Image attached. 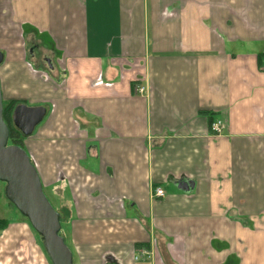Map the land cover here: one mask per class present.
<instances>
[{
  "label": "crops",
  "instance_id": "1",
  "mask_svg": "<svg viewBox=\"0 0 264 264\" xmlns=\"http://www.w3.org/2000/svg\"><path fill=\"white\" fill-rule=\"evenodd\" d=\"M0 52L74 264H264V0H0ZM5 187L0 264H52Z\"/></svg>",
  "mask_w": 264,
  "mask_h": 264
},
{
  "label": "water",
  "instance_id": "2",
  "mask_svg": "<svg viewBox=\"0 0 264 264\" xmlns=\"http://www.w3.org/2000/svg\"><path fill=\"white\" fill-rule=\"evenodd\" d=\"M3 55L0 52V64ZM4 103L0 83V180L6 184L7 199L25 216L41 238L52 264H74L73 253L61 235L63 215L55 209L46 194L37 167L27 151L10 144V127L4 121ZM47 114L45 106L16 105L12 124L28 137ZM188 190V183L179 186Z\"/></svg>",
  "mask_w": 264,
  "mask_h": 264
},
{
  "label": "trees",
  "instance_id": "3",
  "mask_svg": "<svg viewBox=\"0 0 264 264\" xmlns=\"http://www.w3.org/2000/svg\"><path fill=\"white\" fill-rule=\"evenodd\" d=\"M19 101H9V102H4V121L9 125L11 133H10V144H16L21 146L22 148L24 147V136L20 134V132L13 126L12 124V112L16 105L18 104ZM29 221V220H28ZM8 224V221L1 219L0 220V229L4 228ZM61 235L62 234V229H61Z\"/></svg>",
  "mask_w": 264,
  "mask_h": 264
},
{
  "label": "rangeland",
  "instance_id": "4",
  "mask_svg": "<svg viewBox=\"0 0 264 264\" xmlns=\"http://www.w3.org/2000/svg\"><path fill=\"white\" fill-rule=\"evenodd\" d=\"M20 103H23V102H21L20 101ZM29 104V103H28ZM19 105V104H18ZM26 137H24V139H25ZM24 148V147H23ZM1 181V180H0ZM0 183H3V185H6L4 182H0ZM46 192V193H45ZM44 193L47 195V197H48V199L50 200V202L52 201L53 202V200H52V198H51V196L49 195V191L47 190V191H44ZM6 196V195H5ZM10 203V205H13L11 202H9ZM54 203V202H53ZM14 206V205H13ZM13 206H11L12 207V209H17V208H14ZM15 211V210H14ZM17 211V215H20V212L18 211V210H16ZM25 217V216H24ZM27 219V218H26ZM28 220V219H27ZM30 223V222H29ZM30 225V227L29 226H27V227H25V228H27V230H29L30 231V234L32 235V237H34V234L35 235H37V237H38V243H39V245H40V247H42V248H44V246H43V243H42V241H41V238H40V236L38 235V233L35 231V229L32 227V225L31 224H29ZM63 225H64V229H65V231H64V233H65V235L68 237V224L67 223H64V222H62V227H63ZM63 229V228H62ZM62 234H63V232H62ZM28 237V236H27ZM27 237H24V238H26L25 239V243H22V241H21V243H22V247H24V254H25V256L26 257H29V255H30V252H31V250H30V246L31 245H35L36 246V243L34 242V240H32L31 241V237L29 238H27ZM67 240H68V238H67ZM38 245V244H37ZM44 251H45V249H44ZM46 252V251H45ZM42 255V258H43V254H41ZM48 258H49V256H48ZM49 260H50V258H49ZM50 262H51V260H50ZM52 263V262H51Z\"/></svg>",
  "mask_w": 264,
  "mask_h": 264
},
{
  "label": "built area",
  "instance_id": "5",
  "mask_svg": "<svg viewBox=\"0 0 264 264\" xmlns=\"http://www.w3.org/2000/svg\"><path fill=\"white\" fill-rule=\"evenodd\" d=\"M144 89H145L144 87H141L140 91H143ZM222 125H223V123H222L221 120L213 122L212 126H211L212 131L215 132V133H218V134L221 133ZM155 195L158 196V197H164L165 196L164 189H162L160 187L156 188Z\"/></svg>",
  "mask_w": 264,
  "mask_h": 264
},
{
  "label": "flooded vegetation",
  "instance_id": "6",
  "mask_svg": "<svg viewBox=\"0 0 264 264\" xmlns=\"http://www.w3.org/2000/svg\"><path fill=\"white\" fill-rule=\"evenodd\" d=\"M19 131V130H18ZM20 132V131H19ZM21 134V133H20ZM22 135V134H21Z\"/></svg>",
  "mask_w": 264,
  "mask_h": 264
},
{
  "label": "bare ground",
  "instance_id": "7",
  "mask_svg": "<svg viewBox=\"0 0 264 264\" xmlns=\"http://www.w3.org/2000/svg\"><path fill=\"white\" fill-rule=\"evenodd\" d=\"M25 137V136H24ZM3 182V181H2ZM19 211V210H18Z\"/></svg>",
  "mask_w": 264,
  "mask_h": 264
}]
</instances>
